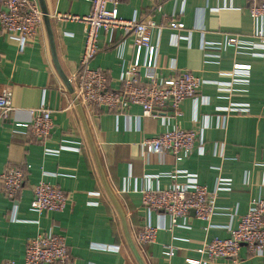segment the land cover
<instances>
[{
	"label": "crops",
	"instance_id": "1",
	"mask_svg": "<svg viewBox=\"0 0 264 264\" xmlns=\"http://www.w3.org/2000/svg\"><path fill=\"white\" fill-rule=\"evenodd\" d=\"M43 1L48 20L42 19L23 49L15 34L0 29V94L9 90L14 108L0 118V174L9 166L26 174L15 200L5 196L0 184V262L24 264L27 242L39 231L65 237L70 252L65 264H191L187 258L205 259L197 248L215 236L227 237L249 201L264 198V46L254 36L255 28L264 30V20L254 22L246 0L120 1L123 18L156 22L150 35L158 43L156 63L163 76L190 71L202 80L197 95L181 103L182 115L176 119L181 127L197 131L196 148L176 161L170 152L145 154L140 142L166 127L142 116L139 105L109 112L74 100L76 82L68 79L67 85L62 76L70 78L78 68L83 24L54 15H85L91 4ZM172 20L184 27L172 29ZM229 36L238 37L241 46H228ZM132 39L121 29L98 32L99 50L89 66L106 73L112 90L119 89V76L133 60ZM237 63L250 65L243 78L231 74ZM41 102L53 123L43 143L14 124L31 118ZM232 106L247 111H231ZM163 111L170 114L172 108ZM178 169L209 190L218 178L230 180L216 192L217 208L209 222L189 212L181 221L185 226L173 227L168 214L142 205L143 189L184 182ZM40 180L67 194L64 210L38 213L31 207L32 186ZM146 224L156 228L155 240L140 247L134 235ZM168 246L175 248L170 257L163 253ZM208 264L264 260L242 245L237 261L217 258Z\"/></svg>",
	"mask_w": 264,
	"mask_h": 264
},
{
	"label": "built area",
	"instance_id": "2",
	"mask_svg": "<svg viewBox=\"0 0 264 264\" xmlns=\"http://www.w3.org/2000/svg\"><path fill=\"white\" fill-rule=\"evenodd\" d=\"M90 12L85 15L57 13V20H75L82 22L84 43L79 65L69 79L75 81L74 100L88 107L104 108L109 112H117L127 105L137 104L142 109V116H150L160 120L165 129L156 135L140 142L145 154H163L170 152L175 160L191 155L196 148L197 131L183 128L176 123L182 115L181 103L187 98L197 95L202 83L190 71L163 76L157 69L158 43L151 41V30L157 27L154 20L126 19L119 15L118 5L121 0H89ZM248 10L254 22L264 20V0H246ZM43 13L36 0H0V29L5 34H15L17 44L23 49L32 42L41 25ZM172 29H181L184 24L172 20ZM121 29L124 34L132 35L133 60L119 76L120 87L112 90L108 85L106 73L89 66L99 50L98 32H112ZM254 36L259 39V45L264 46V30L255 28ZM226 44L231 47L241 46L238 37L229 36ZM250 69L249 64H234L231 74L234 78H243ZM171 106L172 111L166 114L163 109ZM12 94L3 90L0 94V118H7L13 110ZM231 111H247V108L232 106ZM175 120V122H171ZM15 126L22 130L23 135H30L35 141L43 143L48 139L53 123L51 113L43 102L34 110V114L26 121H16ZM201 152V146L197 147ZM177 176L185 181L173 183L162 190H142V205L155 211L168 214L172 226L183 225L190 210L195 217L209 222L217 206L216 192L221 184L230 180L218 178L215 188L209 190L197 178L189 177L185 171L176 170ZM25 172L21 167L9 166L0 174L1 189L10 200H15L25 181ZM175 177L176 175H172ZM67 194L57 185L40 180L32 186L31 207L38 213L57 212L66 208ZM185 226V225H183ZM156 228L143 225L134 235L136 244L140 247L153 243ZM242 245L254 254H260L264 260V198L249 201L248 209L238 215V223L229 228L227 237H213L205 241L197 252L205 259L187 258L191 264H208L214 259H224L235 262L239 257ZM170 257L175 254V248L166 247L163 252ZM70 259V252L65 237L51 231H39L28 240L24 252V264H65ZM0 264H15L12 259L2 260Z\"/></svg>",
	"mask_w": 264,
	"mask_h": 264
},
{
	"label": "water",
	"instance_id": "3",
	"mask_svg": "<svg viewBox=\"0 0 264 264\" xmlns=\"http://www.w3.org/2000/svg\"><path fill=\"white\" fill-rule=\"evenodd\" d=\"M38 2H39V5H40V8H41V11L43 13V20L45 22L46 20H48V13H47L46 7L44 5V1L43 0H38ZM55 62H56V60H55ZM57 68H58V65H57ZM62 77L64 78L65 83L67 85H70L69 81H68V77H66L64 74H63ZM190 212L194 213V210H190Z\"/></svg>",
	"mask_w": 264,
	"mask_h": 264
}]
</instances>
